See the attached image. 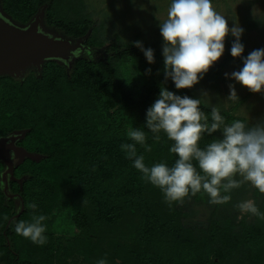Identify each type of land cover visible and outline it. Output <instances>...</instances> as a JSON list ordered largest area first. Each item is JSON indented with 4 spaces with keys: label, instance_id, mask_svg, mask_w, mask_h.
I'll return each mask as SVG.
<instances>
[{
    "label": "trees",
    "instance_id": "trees-1",
    "mask_svg": "<svg viewBox=\"0 0 264 264\" xmlns=\"http://www.w3.org/2000/svg\"><path fill=\"white\" fill-rule=\"evenodd\" d=\"M43 7L46 32L73 44L89 33L83 47L93 50V55L84 54L69 68L47 61L39 74L32 69L23 79L0 76V137L27 129L19 146L42 156L38 162L25 160L14 170L8 193L15 199L4 195L0 178V264L60 261L61 241L50 227L55 215L69 208L74 211L68 220L82 230L71 241L73 253L86 264H96L100 256L106 264H264V199L258 206L261 215L248 226L221 227L211 219L205 228L185 227L177 208L180 203L169 206L161 189L146 181L121 149L122 144L134 143L129 130L139 128L146 141L145 146L136 144L137 155H143L147 167L165 163L171 168L178 159L169 151L174 141L163 131L160 140H155L145 126L146 111L161 86L176 89L161 73L164 63L158 53L154 52L155 62L149 64L138 47L102 38L104 25L93 24L83 0H0L1 13L21 27ZM96 54L101 57L94 59ZM129 60L151 69L146 84L125 85L115 78L113 63ZM225 61L242 62L231 53ZM217 74L218 68H212L203 78ZM178 90L182 96L195 98L190 89ZM201 109L211 111L203 105ZM221 114L229 124L245 121ZM220 137L219 131L212 136L202 134L198 146L204 148ZM192 163L201 172L198 162ZM3 170L0 163V177ZM204 195L202 189L189 197L202 200ZM33 202L35 209L28 207ZM121 204L132 216L133 228L127 239L106 237L103 227L120 220ZM21 207L23 212L14 220ZM38 215L46 217L42 222L46 243L39 245L22 236L25 242L20 244L17 238L16 246V222L31 223ZM24 246H29L27 252H21Z\"/></svg>",
    "mask_w": 264,
    "mask_h": 264
},
{
    "label": "clouds",
    "instance_id": "clouds-1",
    "mask_svg": "<svg viewBox=\"0 0 264 264\" xmlns=\"http://www.w3.org/2000/svg\"><path fill=\"white\" fill-rule=\"evenodd\" d=\"M135 2V0H133ZM156 15V14H155ZM159 21L163 38L162 55L165 80L171 79L176 89H191L203 79L204 74L217 62L225 51V38L234 37L231 56L240 58L243 67L231 74L225 73L252 93L264 90V48L255 49L244 56L241 37L244 29L234 22L230 28L225 16L214 10L212 0H171L167 18ZM140 48L149 64L155 62L154 51L145 49L140 41L133 42ZM147 73L151 69L146 70ZM228 101L239 100L235 84L228 85ZM207 98V99H206ZM210 107V113L201 109ZM145 126L159 141L163 131L174 141L169 149L178 159L174 166L158 163L147 167L143 155H137L136 144L145 146L146 134L139 128L131 129L128 137L134 143H125L121 149L143 178L161 189L165 201L184 203V199L203 191L209 196V203L222 205L231 201V191L250 183L264 194V119L251 124L235 120L226 123L217 105H212L207 91L200 98L181 96L161 86L159 96L146 111ZM221 133L206 147L198 146L202 134L212 136ZM151 151L150 146H146ZM198 162L201 172L193 165ZM237 175L239 179H237ZM223 182V183H222ZM222 191L224 194H222ZM28 207L35 209L33 202ZM235 207L241 213L261 215L253 200L238 202ZM46 220L44 215L33 217V222H16L15 232L33 243H46ZM97 264H106L101 259Z\"/></svg>",
    "mask_w": 264,
    "mask_h": 264
},
{
    "label": "rangeland",
    "instance_id": "rangeland-1",
    "mask_svg": "<svg viewBox=\"0 0 264 264\" xmlns=\"http://www.w3.org/2000/svg\"><path fill=\"white\" fill-rule=\"evenodd\" d=\"M83 2L87 6L93 24L95 26L104 25V29L100 33L102 38L123 46H135L133 42L140 41L145 49L151 48L154 52H157V58L163 61V38L160 34L159 21L156 16L160 21L167 18L171 0H135V2L133 0H83ZM212 5L215 11L226 17L230 28L234 22H237L244 29L241 37V43L244 45L243 54L247 56L255 49L264 48V0H212ZM234 39L231 35L225 38L224 54L210 68H218L217 76L210 79L203 78L190 90L195 98H200L202 91H207L211 104L217 105L221 112L229 113L231 116L244 119L246 122L249 119V122L254 124L264 119V90H262V93H252L248 88L225 77V73L231 74L243 67L242 62L225 61V57L231 53V45ZM139 50L143 52L140 48ZM100 57L101 54H96L93 58ZM113 67L116 70L115 78L125 85H144L147 82L148 73L145 68L139 65V61L115 62ZM31 70L32 68L26 69L25 73ZM161 73H164L162 68ZM229 84H235L239 100H226L230 94ZM168 90L181 95L178 89L168 88ZM204 108L211 110L210 107L204 106ZM27 132V129L15 130L12 134L24 133L23 139L19 142L21 143ZM31 155L37 159L34 162L42 159V156ZM236 178L239 179V176L237 175ZM18 183L21 184V180ZM222 194H224L223 191ZM230 195L231 204L228 202L222 205L210 204L208 195H204L202 200L186 197L184 203L177 206L182 215V224L185 227L205 228L211 219L216 220L221 227L231 226L233 229L252 224L256 216L241 213L235 205L241 201L253 200L258 207L260 201L264 199V194L260 193L250 183H245L240 188L232 190ZM70 209L57 213L53 221L54 225L50 227V232L57 234L60 238V250L62 251L60 261L53 264H86L85 260L83 261L73 253L74 245L71 241L79 238L82 230L73 221L68 220L74 211ZM16 210L19 211L17 204ZM120 212L123 213L115 225H104L103 230L106 237L128 238L133 228V218L123 204L120 205ZM17 238L20 244L25 242L22 235L16 234L14 239L16 246ZM28 247L20 248L21 252H27ZM98 258L99 260L103 259L102 256Z\"/></svg>",
    "mask_w": 264,
    "mask_h": 264
},
{
    "label": "water",
    "instance_id": "water-1",
    "mask_svg": "<svg viewBox=\"0 0 264 264\" xmlns=\"http://www.w3.org/2000/svg\"><path fill=\"white\" fill-rule=\"evenodd\" d=\"M43 11L44 7L23 27L14 24L0 11V76L22 79L25 70L29 68L39 74L47 61H54L69 68L75 59L84 54L93 55V50L83 47L89 33L73 44L46 32L42 24ZM23 137L24 133H13L0 138V163L5 168L1 174V186L4 195L10 200L15 199V196L8 193V183L14 181V170L25 160L37 161L33 155L16 146ZM22 212L23 207L13 219H18Z\"/></svg>",
    "mask_w": 264,
    "mask_h": 264
},
{
    "label": "flooded vegetation",
    "instance_id": "flooded-vegetation-1",
    "mask_svg": "<svg viewBox=\"0 0 264 264\" xmlns=\"http://www.w3.org/2000/svg\"><path fill=\"white\" fill-rule=\"evenodd\" d=\"M11 134H12V133H11ZM8 135H10V134H8ZM8 135H7V136H8ZM5 137H6V136H5ZM5 137H0V138H5ZM19 142H20V141H18V142L16 143V146H17V147H21V146H19ZM13 159H14V158H13Z\"/></svg>",
    "mask_w": 264,
    "mask_h": 264
}]
</instances>
